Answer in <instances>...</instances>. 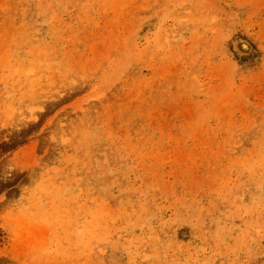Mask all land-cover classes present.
<instances>
[{
  "label": "rangeland",
  "instance_id": "374dc122",
  "mask_svg": "<svg viewBox=\"0 0 264 264\" xmlns=\"http://www.w3.org/2000/svg\"><path fill=\"white\" fill-rule=\"evenodd\" d=\"M0 264H264V0H0Z\"/></svg>",
  "mask_w": 264,
  "mask_h": 264
}]
</instances>
